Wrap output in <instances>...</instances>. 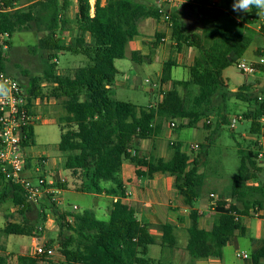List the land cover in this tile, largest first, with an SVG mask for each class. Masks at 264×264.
Listing matches in <instances>:
<instances>
[{
    "label": "trees",
    "instance_id": "1",
    "mask_svg": "<svg viewBox=\"0 0 264 264\" xmlns=\"http://www.w3.org/2000/svg\"><path fill=\"white\" fill-rule=\"evenodd\" d=\"M25 1L27 9L17 8L19 0L1 2L0 73H6L5 62L8 59L4 47L9 43L4 36L8 34L11 37L17 31L30 29L32 23L42 22L44 31L49 35L41 39L39 46L41 50L48 51L50 69L44 78H32L30 88L25 91L31 99L43 97L41 83L46 80L54 85L51 96L60 100L65 112L58 121L62 132L58 149L62 153H69L64 168L77 181L76 190L124 197L119 178L124 162L135 165L139 177L169 175L174 178L175 189L185 204L191 207L186 247L191 259H222L224 248L237 235H247L243 218L253 214L260 218L264 208V186L249 185L258 180L262 172L257 163V150L239 149L241 163L231 183L230 197L215 202V222L213 228L206 231L200 228L201 214L194 208L203 197L205 176L200 172L203 156L199 154L191 160L181 144L171 145L173 155L168 161L141 157L134 149L137 142L160 136L168 121H178V129L202 126L209 130L211 123L206 121L211 117L221 120V123L218 121L219 125L226 124L229 116L225 112L231 98L249 104L243 118L251 122L250 134L255 138L261 136L264 91H255L252 85L244 84L236 92H231L223 76L226 69L243 59L254 41L256 32L250 26L255 25L258 19L255 9L239 21L229 10L210 7V0H198L201 4L192 7L215 22V26L206 30L204 35H187L180 16L173 14L172 40L176 42V49L182 52L185 46L195 48L199 56L189 67V79L173 82L176 86H184V94L174 87L155 107L138 108L132 103L112 98V86L119 73L115 62L126 58L127 47L139 35L142 21L160 19L161 15L154 6L137 0H105V4L103 0H96L92 15L90 0H77L78 36L66 46L59 32L66 31L67 22L61 20V16L68 9L70 1ZM162 36L158 37L159 43ZM62 51L83 55L89 64L77 68L72 75H59L56 73L57 59ZM259 54L264 56L262 51ZM132 56L135 62H140L138 53ZM178 66L172 59L164 64L163 84L173 81V69ZM194 88H198L196 95L192 94ZM33 127L28 128L27 139L23 141L27 148L34 147ZM203 147L199 145L200 150ZM29 163L27 169L30 168ZM110 184L115 186L113 191L107 189ZM67 186L65 182L57 187L63 191ZM7 200H12L23 222L9 223L0 233L8 237H35V224L27 216L32 204L27 202L20 185L0 175V204ZM51 203L60 223V250L64 261L53 263L45 261V256L30 255L19 257L16 264H153L147 258L151 246L160 244L175 248L178 244L175 225L167 223L156 226L162 233L157 239L151 234L152 226L141 223L134 208L120 199L113 204L107 221L98 219L92 210L61 213L56 203ZM238 203L242 204V209ZM70 218L73 219L72 223ZM259 244L253 253L252 264H261L264 260V239ZM46 246L52 247L50 244ZM0 248L5 251V247ZM0 264H7L6 259L1 257Z\"/></svg>",
    "mask_w": 264,
    "mask_h": 264
},
{
    "label": "rangeland",
    "instance_id": "2",
    "mask_svg": "<svg viewBox=\"0 0 264 264\" xmlns=\"http://www.w3.org/2000/svg\"><path fill=\"white\" fill-rule=\"evenodd\" d=\"M69 1L70 4L68 9L61 16V20L67 22L66 31L59 32L60 38L63 39L66 46H69L73 42V39L78 36L79 31L77 23V0ZM137 1L147 3L154 7L157 5V0ZM90 2L92 6L95 5L96 0H90ZM103 3L105 4V0H103ZM20 4H26V1L19 0V5ZM200 4V1L196 0L194 3L184 5L180 7V9L174 10L173 14L180 15L181 22L185 27L187 35H204L206 30L215 26V22L211 18L200 15L198 9L192 7H197ZM26 7L27 6L23 8L27 9ZM92 11L94 13L95 10L92 8ZM231 12L233 13L232 10ZM246 14L247 13H240L238 17L243 19ZM262 18L263 16L258 17L256 24L253 26L256 35L253 43L242 59L245 62L255 63L258 61L261 57L259 54L261 51L264 55V32L258 30V27L262 23ZM36 27H41V30H45V26L42 22L32 23L31 31L35 32L34 35L32 34L33 36L24 35L22 32L17 31L13 34L12 41H10L12 46L10 45V42L7 41L9 44L7 47H4V50L8 54V59L5 62L6 72L23 86L27 85V83L34 77L44 78L45 69H50L47 57L48 51L41 50L39 46L40 41H38L40 38L49 34L46 31L36 32ZM169 35L170 37L166 38V42L169 43V49L173 52L171 59L179 64L178 67L173 69V79H175L176 83L188 80L190 75L188 66L193 63V57L199 56V51L195 48L185 46L182 52H179L176 49V42L172 40V32H170ZM88 64V59L83 55L62 51L58 53L56 71L63 72V75H72L77 68ZM116 67L121 71L117 76V83H122L123 81L124 84H115V81L112 86V98L114 100L129 102L140 108L149 106L151 102L155 103V97L149 94L151 89L154 91L158 90L159 100L157 105L163 102L166 93L174 87H176L181 94L185 93L184 86H176L172 83L163 84L159 89L152 86L153 83L158 80V76L162 72V64L159 62L157 64L146 62L141 64L127 57L123 60L117 61ZM226 73L235 79V81H233L235 83H230V87H228L229 90L233 89L236 85L239 86L244 83L252 85L253 88L257 87L260 91H264L263 67H259V73L248 77L241 74L236 65L226 69ZM147 80H150L152 84H149ZM43 82L47 81L45 80ZM45 91L46 95L43 96L51 97L53 88L49 85ZM197 93L198 88H194L192 94L196 95ZM247 108H249L248 103L239 101L236 98H231L227 102V110L225 112L229 116L228 122L219 125L218 121L221 123V120L216 119V117H211L209 118L211 120V129L209 130L202 128V126L199 128L183 127L178 129V121H168L165 123L166 127L171 130L170 139L177 142V144H181L183 146V151L191 155L192 160L199 154L203 156V161L200 167V172L205 176V186L202 189L203 197L215 199L214 197L209 196L210 191L213 190H216L219 196H224L222 195L223 192L221 190L219 191V188H216V186L213 185V181L223 180L229 184L232 179L236 177L241 163L239 155L240 148L246 151L257 150L258 154H263L262 158H258L257 163L262 169V172L259 173L258 179H260L261 184L264 185V145L260 143L261 139L250 138L249 136L246 139L247 134H249L251 122L244 120V118L240 121H235V128L231 127L235 117H243L245 113L244 111ZM42 110L46 111V113L52 112L56 117L58 116V120L65 113L60 101L56 105H44ZM34 113L39 117V120L33 127L34 147H31V149L27 151V156L28 158L45 156L53 160L57 166L54 172H56V175L60 176L56 185L64 184L61 183L62 180H66V183H68L67 189L59 193L56 197L55 203L58 206L59 211L61 213L68 212L72 214L83 212L85 210H92L98 219L104 221L109 220V217L105 216L104 212L99 211L97 200L94 196L87 193L77 192V181L71 176V173L64 168V163L69 153H62L58 149L62 134L59 124L55 122L54 119L51 120L49 117L41 116L38 113V107L36 106L34 107ZM238 113L240 114L237 115ZM172 123L176 126L172 127ZM196 144L204 146L203 149L195 151L191 150V147ZM169 148H171V146H169ZM169 154L170 156L168 159L166 158V160L172 158L173 149H170ZM29 171H34V169H29ZM28 175H31L30 178H33V182L37 178L35 173H29ZM29 203L32 204V208L27 216L29 220L35 224V237L20 235H11L8 237L0 233V247H5V251L0 248V258L3 257L6 259L7 264H16L19 257L30 256L33 254V243L35 241L39 246H45L47 244L52 245L56 251L55 256L45 257L44 260L57 263L58 257L62 255L59 239L60 223L58 216L53 209L54 206L52 207V203L50 202V197L42 195ZM75 205L80 209L74 210L73 206ZM260 214L262 215L263 212ZM44 215L47 217L46 221H44ZM252 217L259 219V216L255 214H253ZM13 222H23V219L18 213L17 207L11 200H8L5 203L0 204V230H3L6 225ZM244 222L249 226L251 221L244 219ZM259 223L263 226V222L259 221ZM238 238L239 239L235 244L231 243L224 248L223 264L253 263L252 256L259 246L257 245L258 242L256 240L252 241L251 234L238 236ZM179 243L182 245V240L179 241ZM177 253L178 252L175 248H164L162 245L157 244L149 248L147 258L150 259L153 264H179ZM238 253L247 254L249 258L247 260L239 258L237 256ZM262 264H264V261Z\"/></svg>",
    "mask_w": 264,
    "mask_h": 264
},
{
    "label": "crops",
    "instance_id": "3",
    "mask_svg": "<svg viewBox=\"0 0 264 264\" xmlns=\"http://www.w3.org/2000/svg\"><path fill=\"white\" fill-rule=\"evenodd\" d=\"M210 1L211 3H214V5L218 8L230 10V11L232 10L233 1H230V0H210ZM20 5L18 4L17 8H23L27 6V4H24L21 6ZM233 13H234L233 15L238 20H241L238 17L240 13H237L234 11ZM92 15H94V13ZM31 30H32L31 28L23 29V30H20V32H22L24 35L33 36L35 32H32ZM35 31L41 32L44 30H41V27H36ZM139 32H140L139 35L132 42L129 43L127 47V51H126V58L129 57L131 60H133V56H132L133 53H138L137 58L140 60V62H137V63H141V64H143L144 62L150 63V64H157L158 62L161 63L162 72L158 76V80L154 83L163 85V82H162L163 67L167 61L171 60L173 52H171L169 49V46H168L169 43L167 42L159 43L158 37L159 35H163L162 39L168 38L170 37L169 35L170 32L168 31L167 26L161 19L156 20V19H151V18L146 19L140 23ZM12 37L13 36L11 37L9 36L8 38H4V40H7L10 42L12 41ZM44 37L40 38L38 41H41V39H43ZM10 45H11V42H10ZM194 58L195 57H193V61H194ZM116 62H115V65H116ZM190 65L188 66V69ZM48 71L49 69L46 68L44 71V75H46ZM118 72L120 73L121 71L118 70ZM56 73L59 75L63 74V72H60V71H56ZM223 76L226 80L228 87H230V83L235 81V79L231 75H228L226 73V70L223 72ZM115 81H116L115 84H122V85L124 84L123 81L122 83H119V82L117 83V77ZM173 82H175V79H173V81L169 83L173 84ZM31 84L32 82L30 80L27 83V85H24V86L22 84L21 85L24 87L25 90H27L28 88H30ZM243 84H240L239 86L235 84L236 86H234L233 89H231L230 91L236 92ZM49 85L52 88H54V85L48 82L41 83V89H42L43 95H46L45 90L47 86ZM253 89L255 91L260 90L257 87ZM149 94L155 97V100L157 101V102L155 101V103L151 102L149 106L155 107L159 100L158 90L154 91L151 89ZM43 97H44V101L41 102L40 104L38 103L36 106L38 107V113L41 116L51 118V120L54 119L55 122L58 123L59 121L57 119L58 116L56 117V115L53 114L52 112L46 113V111H43L42 109L44 105L45 106L47 105L52 106L54 104L56 105L60 100L53 96L51 97L43 96ZM248 110L249 108H247L244 112H247ZM239 114L240 113H238L237 115ZM170 132L171 130L166 127V124H164L163 130L160 136H155L151 139L141 140L137 142V144L135 145L134 152L137 151L139 155L144 158L156 157V158H162L164 160H166V158L168 159V157L170 156L169 153L171 149L169 148V146H171L172 144H177V142H174L173 140L170 139L171 137ZM248 136L250 138L251 137L255 138L253 135L250 134V132L249 134H247L246 139ZM259 138L261 139V137ZM260 143L264 145V139L263 140L261 139ZM41 159L47 160V167H46L47 170L55 171V168L57 167L55 162L45 156H35L34 158L33 157L28 158V161L30 162L29 169H34L35 166L37 165V162ZM142 171H145V168H142ZM54 173L56 174V172ZM59 178L60 176L56 175L55 180H58ZM119 178L123 184L124 197L121 198L119 194H113V193L111 194L103 193L100 195L91 194L97 200V204H98L100 212H104L105 216L110 217V211L113 207V204L120 199L124 204H128L134 208L136 215L141 223L152 226L150 230L151 234L154 235L157 239L161 237L162 233L156 228V226L164 225L167 223L175 225L176 227L175 235L178 241V244L175 247V250L178 252L177 254L179 257L178 258L179 264H223V257L222 259L209 258V259L197 260V261H194L191 259L186 249L187 242H188V228L190 225L189 216H190L191 207L185 204L183 197L179 195V193L175 189L173 177L169 175H163V174H157L152 178L139 177L137 175L136 166L131 164L130 162H124ZM213 183H214L213 185H215L216 188H219V191L221 190L223 192L222 195L224 196L223 197L219 196L216 190L210 191L209 196L213 194L215 199L210 201L208 197H202L195 204V207H194L201 214V217L199 220L200 228L206 231H210L213 228V225L215 222V218H216L215 202L229 199L232 181L229 184L223 180L213 181ZM249 185L262 186L260 179L249 183ZM204 186H205V183L203 185V188ZM107 189L113 191L115 189V186L111 184L107 185ZM238 206L240 207V209L243 208L241 203H238ZM74 207H77V206L75 205L73 206V208ZM77 208H78L77 210L80 209L79 207ZM262 212L263 214L262 215L260 214L261 218L259 219L253 218L252 216L243 218V224L245 225L248 231L247 235L251 234L252 241L256 240L258 242L257 245H260L259 244L260 241L264 239V217H263L264 208L261 211V213ZM244 219L251 221L249 226L247 225L246 222H244ZM259 221L263 222V226L259 223ZM13 223H20V222H13ZM238 239L239 238L237 235L234 238L232 243L235 244L238 241ZM181 240H182V245H180L179 243V241ZM163 247L165 248V246ZM263 261L261 262V264L263 263Z\"/></svg>",
    "mask_w": 264,
    "mask_h": 264
},
{
    "label": "built area",
    "instance_id": "4",
    "mask_svg": "<svg viewBox=\"0 0 264 264\" xmlns=\"http://www.w3.org/2000/svg\"><path fill=\"white\" fill-rule=\"evenodd\" d=\"M3 0H0V5ZM196 0H157L156 10L161 15L160 19L165 23L169 32H173L174 23L172 15L175 9L194 3ZM210 7H215L214 3L210 4ZM94 9V5H92ZM93 14V11H92ZM260 17V16H258ZM242 20V19H241ZM239 20V21H241ZM254 25L250 27L253 28ZM254 29V28H253ZM258 30L264 32V16L262 23L258 27ZM6 34L4 38H8ZM7 41V40H6ZM162 43L166 42V38L161 40ZM7 47V45H5ZM238 71L245 76H253L259 73V67L264 68V56H261L255 63H248L243 60L236 65ZM0 82H6L7 87L10 89V93L6 98L0 99V175H2L7 181H11L14 184L20 185L23 190L24 197H27V202L36 200L42 195L52 197L51 202L56 201L57 195L62 192L57 187L58 180H55L56 174L54 171L47 170V160L41 159L37 162L34 171L30 172L27 169L28 156L27 151L30 148L24 146L23 141L27 139V130L29 127L39 120V117L34 113V107L37 104L44 101V97L30 98L24 87L11 77L7 73H0ZM149 84H152L150 80H147ZM159 89L161 84L154 83L152 85ZM154 107V106H151ZM243 119L242 116L235 117L231 127L235 128V121ZM208 124L210 120L206 121ZM263 127L261 132V139H264V119L262 121ZM172 127L176 125L171 124ZM199 149V145L196 144L191 147V150L195 151ZM263 154H259V158H262ZM29 173H35L37 175L36 180L33 182ZM33 175V174H32ZM66 180H62L61 183H65ZM214 197V195H211ZM74 207V210H77ZM259 216V215H257ZM70 223L73 219L70 218ZM55 249L48 246H39L34 241L33 254L31 256L39 257H53L55 256ZM239 258L247 260L249 256L247 254H237ZM64 261L63 256L58 257L57 263Z\"/></svg>",
    "mask_w": 264,
    "mask_h": 264
},
{
    "label": "clouds",
    "instance_id": "5",
    "mask_svg": "<svg viewBox=\"0 0 264 264\" xmlns=\"http://www.w3.org/2000/svg\"><path fill=\"white\" fill-rule=\"evenodd\" d=\"M255 9L258 16H264V0H233L232 10L237 13H248ZM10 93L6 82H0V99Z\"/></svg>",
    "mask_w": 264,
    "mask_h": 264
}]
</instances>
